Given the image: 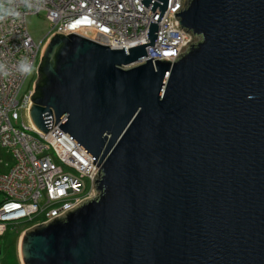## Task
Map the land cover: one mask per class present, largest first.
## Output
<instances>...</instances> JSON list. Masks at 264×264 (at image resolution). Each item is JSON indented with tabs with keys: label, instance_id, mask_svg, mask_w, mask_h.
Instances as JSON below:
<instances>
[{
	"label": "water",
	"instance_id": "water-1",
	"mask_svg": "<svg viewBox=\"0 0 264 264\" xmlns=\"http://www.w3.org/2000/svg\"><path fill=\"white\" fill-rule=\"evenodd\" d=\"M175 15L193 38L173 60L132 65L152 21L128 50L90 27L45 42L29 119L99 170L92 196L21 233L22 264H264V0Z\"/></svg>",
	"mask_w": 264,
	"mask_h": 264
},
{
	"label": "built area",
	"instance_id": "built-area-1",
	"mask_svg": "<svg viewBox=\"0 0 264 264\" xmlns=\"http://www.w3.org/2000/svg\"><path fill=\"white\" fill-rule=\"evenodd\" d=\"M154 1L161 3L151 0L146 6L141 0H0V146L14 158L6 171H0V236L21 223L28 222L32 227L49 221L94 194L99 167L93 158L57 124L43 133L33 127L28 116L45 42L54 32L67 35L90 27L105 36L109 48L128 50L149 42L147 32L152 21L157 24L156 41L147 45V55L132 65L149 58L173 60L182 45L193 38L178 26L175 15L185 0H168L160 21L159 8L150 9ZM41 13L51 28L41 44H36L27 31L26 17ZM34 65L32 90L20 103L17 95Z\"/></svg>",
	"mask_w": 264,
	"mask_h": 264
},
{
	"label": "rangeland",
	"instance_id": "rangeland-1",
	"mask_svg": "<svg viewBox=\"0 0 264 264\" xmlns=\"http://www.w3.org/2000/svg\"><path fill=\"white\" fill-rule=\"evenodd\" d=\"M26 28L32 39L36 44H41L45 36L49 32L51 26L44 18V15H28L26 17ZM36 79V65L28 73L19 94L17 95L18 101L21 103L24 96L32 90L33 82ZM20 113V111H19ZM21 121L19 118L18 122ZM25 123H28L24 119ZM14 162L12 153L0 146V171H6ZM6 163V164H5ZM88 186V184H87ZM30 224L21 223L14 229L8 228L5 233L0 236V264H19V260L16 254V246L21 233L30 228Z\"/></svg>",
	"mask_w": 264,
	"mask_h": 264
},
{
	"label": "crops",
	"instance_id": "crops-1",
	"mask_svg": "<svg viewBox=\"0 0 264 264\" xmlns=\"http://www.w3.org/2000/svg\"><path fill=\"white\" fill-rule=\"evenodd\" d=\"M17 248H18V246H16V254H17V257H18V260H19V264H22L21 261H20V258H19V255H18V252H17Z\"/></svg>",
	"mask_w": 264,
	"mask_h": 264
}]
</instances>
